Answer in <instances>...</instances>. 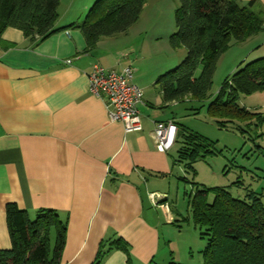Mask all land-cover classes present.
<instances>
[{"label":"crops","instance_id":"obj_1","mask_svg":"<svg viewBox=\"0 0 264 264\" xmlns=\"http://www.w3.org/2000/svg\"><path fill=\"white\" fill-rule=\"evenodd\" d=\"M255 1L254 10L264 11V0ZM90 3L70 0L63 13L58 11L55 26L81 22ZM129 32L101 36L95 47L86 49L80 28L74 26L36 43L15 27L2 31L0 248L11 246L5 204L15 202L31 217L40 209L58 213L66 225L59 264H91L101 242L117 237L129 244L131 264L153 262L161 243L153 209L163 211L166 222L176 219L166 192L149 188V180L172 173L176 161L171 148L156 149L152 130L159 120L179 126L173 109L179 102L165 103L156 84L168 64L144 67L146 56L140 48L135 51ZM251 38L263 40L250 54L263 56L264 19L262 29L243 42ZM94 63L118 71L134 67L132 81L143 90L141 130L125 132L121 122L110 119L104 99L89 91ZM151 192L160 194L158 205ZM100 264H128L127 256L111 248Z\"/></svg>","mask_w":264,"mask_h":264},{"label":"trees","instance_id":"obj_2","mask_svg":"<svg viewBox=\"0 0 264 264\" xmlns=\"http://www.w3.org/2000/svg\"><path fill=\"white\" fill-rule=\"evenodd\" d=\"M144 1L95 0L81 22L56 27L60 0H0V35L6 27H15L36 43L61 28L74 26L80 28L86 49H92L101 36L125 32L137 22ZM177 2L175 29L169 41L174 48H185L186 54L176 66L161 73L156 84L165 103L187 99L204 101L220 56L233 43L243 42L262 29L264 11L254 10L255 0ZM256 91H264V55L244 62L233 72L222 83L216 97L208 102L207 111L217 117L221 126L227 121L254 115V126H263L256 136H263L264 114L251 113L237 102L240 94ZM177 127L176 162H191L209 150L206 139L180 124ZM210 190L212 201L208 199ZM189 203L201 235L207 238L202 264H264V191L250 189L245 197L239 198L224 187L197 186ZM5 215L11 246L0 248V264H59L66 225L57 212L40 209L31 217L15 202H7ZM111 248L123 250L130 260L129 244L117 237L101 242L91 264H100Z\"/></svg>","mask_w":264,"mask_h":264},{"label":"rangeland","instance_id":"obj_3","mask_svg":"<svg viewBox=\"0 0 264 264\" xmlns=\"http://www.w3.org/2000/svg\"><path fill=\"white\" fill-rule=\"evenodd\" d=\"M69 1L63 0L57 11L63 13ZM94 2L95 0H91L80 20L85 17ZM177 4V0H146L138 21L130 27L129 38L137 48L135 51L138 52L140 48L146 56L144 67L167 63L165 70H169L185 56V48H174L169 41L175 29L174 12ZM261 40L263 39L251 38L247 42L233 43L217 61L207 99H187L173 108L177 122L187 131L206 139L210 146L208 151H203L204 153L194 157L191 162H176L172 173L161 178L162 180L150 178L149 188L166 192V202L174 216L173 219L176 220L173 223L171 220L166 222L164 212L158 208L153 209L152 216L159 222L161 243L153 262L149 261L148 264L203 263L207 238L201 235L189 203L190 195L192 196L197 186L224 187L234 197L239 198L245 197L250 189L264 191V135L256 136V133L260 134L263 126H254V115L227 121L225 126H221L217 117L211 116L207 111L208 102L216 97L222 83L244 62L257 58L252 57L250 52ZM262 50L264 51V48ZM237 102L251 113L264 114V91L240 94ZM246 121H250L249 125H246ZM176 144L170 149L174 156ZM208 199H213L212 190L208 193ZM53 243L52 237L50 248ZM129 257L127 263L131 264V254Z\"/></svg>","mask_w":264,"mask_h":264},{"label":"built area","instance_id":"obj_4","mask_svg":"<svg viewBox=\"0 0 264 264\" xmlns=\"http://www.w3.org/2000/svg\"><path fill=\"white\" fill-rule=\"evenodd\" d=\"M133 73L134 67L131 65L123 66L118 71L99 63H94L88 73L89 91L104 99L110 119L121 122L125 132L142 128L138 106L143 102V90L132 81ZM177 130L173 120L155 121L152 138L156 149L168 151L175 143ZM149 197L153 204L158 205L159 193L151 192ZM161 205L167 206L166 203Z\"/></svg>","mask_w":264,"mask_h":264}]
</instances>
